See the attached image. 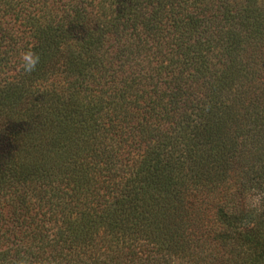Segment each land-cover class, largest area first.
I'll list each match as a JSON object with an SVG mask.
<instances>
[{
  "label": "trees",
  "instance_id": "obj_1",
  "mask_svg": "<svg viewBox=\"0 0 264 264\" xmlns=\"http://www.w3.org/2000/svg\"><path fill=\"white\" fill-rule=\"evenodd\" d=\"M21 256L264 264V0H0V264Z\"/></svg>",
  "mask_w": 264,
  "mask_h": 264
},
{
  "label": "clouds",
  "instance_id": "obj_2",
  "mask_svg": "<svg viewBox=\"0 0 264 264\" xmlns=\"http://www.w3.org/2000/svg\"><path fill=\"white\" fill-rule=\"evenodd\" d=\"M40 62V55L32 48L20 50L19 67L24 73L31 74L36 71ZM14 264H55V261L48 257L33 259L21 256L14 261Z\"/></svg>",
  "mask_w": 264,
  "mask_h": 264
}]
</instances>
